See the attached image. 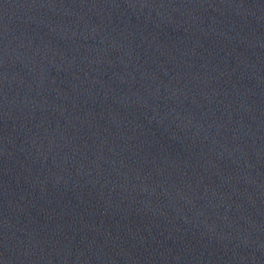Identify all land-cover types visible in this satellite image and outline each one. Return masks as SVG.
Masks as SVG:
<instances>
[{
  "label": "water",
  "instance_id": "95a60500",
  "mask_svg": "<svg viewBox=\"0 0 264 264\" xmlns=\"http://www.w3.org/2000/svg\"><path fill=\"white\" fill-rule=\"evenodd\" d=\"M0 264H264V0H0Z\"/></svg>",
  "mask_w": 264,
  "mask_h": 264
}]
</instances>
